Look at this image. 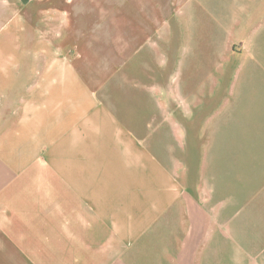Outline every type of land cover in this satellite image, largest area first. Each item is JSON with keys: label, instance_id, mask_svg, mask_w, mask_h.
Returning a JSON list of instances; mask_svg holds the SVG:
<instances>
[{"label": "crops", "instance_id": "crops-1", "mask_svg": "<svg viewBox=\"0 0 264 264\" xmlns=\"http://www.w3.org/2000/svg\"><path fill=\"white\" fill-rule=\"evenodd\" d=\"M167 3L138 0L109 68L97 25L56 52L26 5L0 0V264H203L164 134L200 126L236 143L209 155L214 172L264 173V0Z\"/></svg>", "mask_w": 264, "mask_h": 264}, {"label": "rangeland", "instance_id": "rangeland-1", "mask_svg": "<svg viewBox=\"0 0 264 264\" xmlns=\"http://www.w3.org/2000/svg\"><path fill=\"white\" fill-rule=\"evenodd\" d=\"M167 2L162 0V15L168 10ZM137 3L138 0H17L18 6H27L38 32L50 40H59L53 45L56 52L62 51V46L66 54L70 49L81 52L74 43L93 26L97 25L99 33L108 32L109 68L114 66L112 45L120 48L125 36L126 46H132L136 23L142 20ZM199 127L189 131L190 140L173 141L172 135L169 140V134H164L154 143L162 162L172 169L185 191L183 207L194 219V251L207 249L203 264H264V173L240 165H233L235 174L227 170L214 172L211 165L217 158L209 155L216 154L218 148L230 154L236 143L197 139ZM223 159L235 160L232 156ZM233 166L226 169L232 170ZM197 220L204 230L195 228Z\"/></svg>", "mask_w": 264, "mask_h": 264}]
</instances>
